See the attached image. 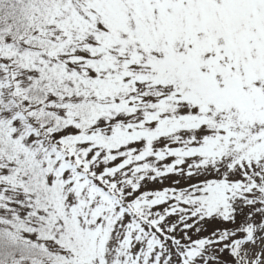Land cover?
I'll list each match as a JSON object with an SVG mask.
<instances>
[{
  "label": "snow or ice",
  "instance_id": "6c2138e0",
  "mask_svg": "<svg viewBox=\"0 0 264 264\" xmlns=\"http://www.w3.org/2000/svg\"><path fill=\"white\" fill-rule=\"evenodd\" d=\"M0 264H264V0H0Z\"/></svg>",
  "mask_w": 264,
  "mask_h": 264
}]
</instances>
